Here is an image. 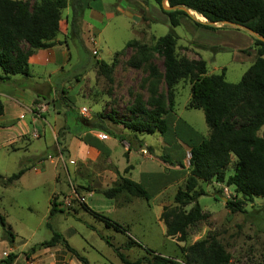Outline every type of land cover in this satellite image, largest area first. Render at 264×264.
<instances>
[{
    "label": "rangeland",
    "instance_id": "rangeland-1",
    "mask_svg": "<svg viewBox=\"0 0 264 264\" xmlns=\"http://www.w3.org/2000/svg\"><path fill=\"white\" fill-rule=\"evenodd\" d=\"M25 1L32 4L36 0ZM83 3L77 7L79 20L75 26L72 24V5L63 9L57 45L48 51L52 63L39 65L33 55L29 59L30 71L36 79L33 76L15 80L16 84L29 86L27 97L23 98L22 104L19 103L18 109L24 111L20 119L27 121L31 131L27 134L29 140L12 144V147L4 148L1 144L13 135L5 134L4 140L0 138V172L16 173L22 166H42L41 161L45 160L46 163L40 174H35L33 167L24 180L7 186L0 182V213L16 236L14 244H10L3 238L0 224V264L10 252L17 254L12 264H50V260L55 264H85L62 245L33 250L34 246L52 237L48 222L88 260V264H125L106 239L119 247L131 261L151 258L155 251L185 264L181 247L207 237L210 232L229 253L230 264H264V197L245 201L226 183L200 182L206 194L199 198V203L210 217L198 226L188 241L182 242L167 235L166 225L160 218L165 205H174L177 184L169 186L166 193L169 196L163 201L165 204H161L160 199L146 200L126 192L113 199L98 194L115 184L113 177L111 180L104 175L106 171H117L126 162L125 145L130 149L149 145L167 161L169 159L163 155L174 154L169 147H161L164 136L178 133L180 140L186 141L178 132L185 122L193 124L203 134H207L209 127L203 110L187 107L192 92L191 83L186 79L181 80L176 88L174 111L181 118L178 129L169 128L166 134L159 131L149 134L126 128L122 122L149 120L147 115L135 116L132 107L137 95H141L144 102L150 96V67L164 71L163 60L158 54L143 68H132L128 60L135 50L127 43L137 39L154 45L159 37L171 31L169 16L155 0H84ZM195 19L206 21L192 12L191 17L183 16L180 25L174 28L178 35L177 54L192 59L198 55L207 61L209 73L220 74L225 68L227 81L238 83L253 63L254 54L248 52L253 36L249 31L229 24L215 30L198 27ZM74 27L79 31L78 36ZM22 48L26 50L27 45L22 44ZM98 61L108 64L109 75L100 71ZM51 73L52 77L48 79ZM44 80L49 83L40 85ZM6 85L10 84L3 85L0 80V89ZM165 91L162 80L157 94L164 95ZM3 96L7 98L6 94ZM80 113L105 125L108 132L88 130L79 119ZM64 126L67 127L64 133L69 150L67 157L61 154L56 139L58 130ZM100 132L110 136L107 143L115 142L117 137L118 147L106 152L101 150L106 143L102 144ZM259 134H264V126ZM123 139L127 143L121 142ZM132 155L135 161L143 160L137 152ZM190 155L186 150L188 164ZM50 160L57 164L56 180ZM235 166L236 157L233 156L227 167V176L234 174ZM151 167L154 171L163 169L159 162ZM100 173L102 176L95 177ZM184 184L185 181L182 187ZM54 186L53 195H56L58 208L63 212L50 218V196ZM91 191L95 192L94 196L87 197L91 209L121 224L128 232L107 227L86 209V196ZM228 200L241 201L243 210L231 212L226 205ZM190 208L191 205L186 209ZM129 240L134 245L126 248L125 243ZM46 249L52 250L44 253Z\"/></svg>",
    "mask_w": 264,
    "mask_h": 264
},
{
    "label": "trees",
    "instance_id": "trees-1",
    "mask_svg": "<svg viewBox=\"0 0 264 264\" xmlns=\"http://www.w3.org/2000/svg\"><path fill=\"white\" fill-rule=\"evenodd\" d=\"M165 1L174 10L163 8ZM84 0H36L30 3L25 0H0V80L3 85L13 84L14 76L31 77L29 59L40 49H52L57 45L56 36L60 30V20L63 9L68 5L73 7V26L79 20L77 7ZM164 13L169 16L171 31L159 37L150 46L139 40H131L127 46L135 50L128 64L132 68H143L158 54L163 60L164 71L151 66L150 96L145 100L137 95L132 107L135 116L147 115L149 120H131L122 122L126 128L135 132L154 134L156 131L165 134L172 128L176 88L181 80L191 83V99L188 108L204 111L205 121L210 134L196 144H190L189 175L183 187L174 196V205L163 207L161 220L165 223L167 235L178 241L186 242L195 233L198 226L208 221L210 214L204 212L199 198L206 194L200 187V182L216 181L233 186L236 194L243 200L252 201L255 197H264V134L259 131L264 126V0H155ZM184 6L192 12L204 17L206 21L195 19L198 27L215 30L217 23L230 22L235 26H245L258 34L253 36L252 47L256 51V59L238 83L228 82L226 69L220 74H208V64L203 58L191 59L177 54L178 35L174 28L179 26L183 16L191 14L178 7ZM78 36L79 31L73 28ZM27 45V49L22 48ZM100 71L104 74L111 72L108 64L99 62ZM165 82L166 91L157 94L161 81ZM12 93V92H11ZM4 103L0 99V117L4 114ZM100 116V115H98ZM81 123L89 130L108 132L103 124L92 121L91 118L79 115ZM115 121H117L115 119ZM121 122V121H120ZM65 129L58 131L57 143L64 157L69 155L66 147ZM173 129V128H172ZM179 135L178 133H176ZM232 155L237 158L234 174L227 177V167L232 161ZM182 165V164H181ZM25 168L13 173L7 180L13 182L25 172ZM4 177L0 174V178ZM126 192L132 196L150 199L146 188L139 182L128 177H121L113 186L105 188L101 193L109 199ZM50 218L58 212L59 203L56 195L50 200ZM191 205L190 209H186ZM231 212L242 211V202L228 200L226 203ZM86 209L99 217L107 227L117 231L128 232V229L109 217ZM3 238L10 244L15 242V233L8 225L5 216L0 213ZM53 235L33 247L50 248L62 245L73 257L88 264V260L70 245L64 235L55 230L48 222ZM93 228V227H92ZM102 238L105 237L100 234ZM107 243L114 247L117 256L125 264H183L172 257H166L153 252L151 258L129 260L119 247L109 239ZM132 241L125 243L126 248L133 247ZM185 264H230V255L225 247L210 232L207 237L200 238L188 246H182ZM17 254L10 252L1 264H12Z\"/></svg>",
    "mask_w": 264,
    "mask_h": 264
},
{
    "label": "crops",
    "instance_id": "crops-1",
    "mask_svg": "<svg viewBox=\"0 0 264 264\" xmlns=\"http://www.w3.org/2000/svg\"><path fill=\"white\" fill-rule=\"evenodd\" d=\"M215 25L217 27H220L223 25V23H217ZM250 34L253 35L252 33H250ZM252 44H253V41H252ZM223 47H226V46H223ZM250 47H252V46H250ZM250 47L248 48V52L250 55L254 54L253 55V62H254L256 59V51H255V49L250 48ZM52 49H48V50L40 49L34 54V55H36L35 60L38 61L37 63H39V65L46 66L48 63H52L51 58L48 56L49 55L48 51L52 50ZM40 54H42L41 57L39 56ZM194 57H195L194 59L202 58V57H198V55H196ZM191 59H192V57H191ZM29 63L31 66V60L29 61ZM31 74H32V76L28 77V78L23 77V76L22 77L14 76L13 77L14 83H15V80H20V78L29 79V78H32L34 76L33 79H36L35 74L32 72H31ZM208 74H211V73H209V70H208ZM51 77H52V73H51V75H49L48 79H50ZM43 82H44L43 84H40V83H38V84H40L42 86L45 84L47 85L49 83V80H44ZM28 88H29L28 85H25L22 83L21 84L15 83V84L6 85L3 89L2 88L0 89V92H1L0 93V99L4 103V107H5L4 114L0 117V131L6 130L5 131L6 133L0 134V138L4 140V138H3L4 135L9 134V133L11 135H13V136H9L7 138V140H4L5 143L2 142L3 144H1V145H3L4 148L7 146L12 147V144H15L17 142L29 140L27 134H28V132L31 131V129H30L29 124L27 123L26 120H24L23 118L20 119L21 118L20 116H22L24 114V111H20L18 109L19 105H20L19 103L22 104L23 98L27 97V92L29 90ZM2 94L3 95L6 94L7 98H4V96ZM188 103H187V105H188ZM175 106H176V97H175ZM175 106H174V108H175ZM199 110H201V109H199ZM174 113H175V115L173 118V123H172L173 127L172 128L178 129L179 122H180L181 118H179L176 111H174ZM52 130H53V128H52ZM178 132H180V134H182V136L184 135V138L186 139V141H183L182 139L180 140V138L177 134L176 135L172 134L170 136H168V135L166 137L164 136L163 141L161 142V147L166 148V149L169 147L170 152L174 154V155L171 154V156L169 155L170 153L169 154L166 153L163 155L169 159V160H167L168 162L165 160H162L160 158L161 155L160 156L157 155L156 152H154V150L149 148V145L141 146L140 149H137V148H131L130 149V147L125 145V150H126V153L128 156V158L126 159V162L123 164L120 163L121 165L117 171H114V172L113 171H110V172L106 171L105 175H104V173H103V175L109 176L108 178L111 180L113 177L114 178L113 182H115V183L117 181H119L121 177L131 178L132 180L141 183L146 188L148 194L150 195V199L151 198L160 199L161 200L160 203L165 204V202H163V201H164V199H166L169 196V195L167 196V194H166L168 192L169 186H171L173 184H177L178 189H179L180 187H182V184L184 183V181H186V179L189 175L190 159H189V164H188L185 161V151L186 150L190 151V144H196L202 139V137L209 136L210 129L207 132V134H203V133L199 132L194 127L193 124L185 122L183 124V126L181 127L180 131L178 130ZM100 133H104V132H100ZM109 138H110V136L106 140H101L102 144L106 143L105 146L101 147L102 148L101 150H103L104 152L115 149L118 147V142H119L118 138L115 137V142H113V143H107V140H109ZM121 142L127 143L125 141V139H123ZM167 144H169V146ZM23 145L24 144H22V146ZM94 150L96 151L97 147H95ZM133 152H137L138 154H140L142 156L143 160L138 162V161H135L134 159H132V156H133L132 153ZM120 153L123 155L126 154V153H122V152H120ZM233 156H235V155H232V158H233ZM158 162H159V164H161L163 169L162 170L160 169L159 171H154L153 168L151 167V165H154ZM45 163H46V160L41 161L42 166H26V167L22 166L20 169H22V168L26 169L24 174L19 179L15 180L13 182H10L7 180V177L12 175L13 173L9 174V172H5V171L0 172V174L4 176V177L0 178V182L3 185L7 186L8 184L11 185L14 182L24 180L26 177L29 176L28 174L32 171L33 167H34L33 169L35 171V174H40L42 172V170L45 168L44 167ZM50 163L53 165V167H52V169L54 171L53 172V178L56 180L57 164L54 163V161H52V160H50ZM236 163H237V158H236ZM135 164H138L139 167L138 166L136 167ZM75 172H76V167L74 168L73 173L75 174ZM97 176L100 177V176H102V174L101 173L97 174L95 177H97ZM6 182H8V183H6ZM228 187L234 189L233 186H228ZM54 191H55V186L53 188V191L51 192L52 195L55 193ZM94 194H95V192L91 191L86 196L85 203L88 205V207H90V204L87 202L88 201L87 197L94 196ZM98 194H102V193H98ZM52 195L50 196V198L52 197ZM51 250L52 249H46L44 251V253H49V252H51ZM50 262H51L50 264H55L51 260H50Z\"/></svg>",
    "mask_w": 264,
    "mask_h": 264
},
{
    "label": "water",
    "instance_id": "water-1",
    "mask_svg": "<svg viewBox=\"0 0 264 264\" xmlns=\"http://www.w3.org/2000/svg\"><path fill=\"white\" fill-rule=\"evenodd\" d=\"M163 8H164L166 11H170V10H174V9H176V7L170 6L168 1H165V2H164V4H163ZM178 8H180V9H182V10H185L186 12H188V13H190V14L192 13V11H191L190 9H188V8H186V7H184V6H180V7H178ZM223 24L235 25V24H233V23L226 22V21L223 22ZM238 27H241V28H243V29L249 31V32L252 33L253 35L258 36V34H257L256 32H254V31H253L252 29H250V28H247V27H245V26H238ZM261 39L264 41V38H263V37H261Z\"/></svg>",
    "mask_w": 264,
    "mask_h": 264
},
{
    "label": "built area",
    "instance_id": "built-area-1",
    "mask_svg": "<svg viewBox=\"0 0 264 264\" xmlns=\"http://www.w3.org/2000/svg\"><path fill=\"white\" fill-rule=\"evenodd\" d=\"M99 137L101 140H106L109 136L106 133H100Z\"/></svg>",
    "mask_w": 264,
    "mask_h": 264
}]
</instances>
